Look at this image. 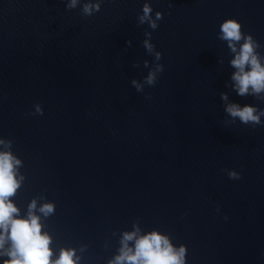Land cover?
Returning a JSON list of instances; mask_svg holds the SVG:
<instances>
[{"label":"water","instance_id":"1","mask_svg":"<svg viewBox=\"0 0 264 264\" xmlns=\"http://www.w3.org/2000/svg\"><path fill=\"white\" fill-rule=\"evenodd\" d=\"M84 2L0 0V138L23 175L10 199L21 214L53 201L50 246L79 264H108L134 226L185 245V264H264V114L225 110L260 112L264 91L237 94L219 35L237 18L264 59V0Z\"/></svg>","mask_w":264,"mask_h":264},{"label":"clouds","instance_id":"2","mask_svg":"<svg viewBox=\"0 0 264 264\" xmlns=\"http://www.w3.org/2000/svg\"><path fill=\"white\" fill-rule=\"evenodd\" d=\"M79 0H69L68 7H75ZM100 8V0H85L82 10L91 14ZM140 20L148 19L149 25L155 28L156 21L162 13L157 11L155 19L150 18L151 6L142 5ZM220 38L227 41L233 57L229 63L235 69L231 74L233 87L238 95L249 91L260 93L264 91V59L255 52L256 42L251 34L241 31L240 21L232 16L225 17L219 25ZM145 47L151 50L152 45L144 41ZM157 52L156 56L159 57ZM247 66V67H246ZM157 71L161 66L157 65ZM155 73L150 71L145 77L148 83L154 81ZM132 83L137 89L140 84L135 79ZM221 98L227 100V94L221 93ZM36 110L43 113L37 105ZM225 110L233 117H239L243 123L260 122L264 110L258 112L254 105L243 106L236 102L227 103ZM10 141L0 138V264H79L80 257L72 246L51 247V233L44 227V219L54 212L53 201L37 203L32 198L26 211L21 214L20 208L10 199L19 188L23 175L19 174L21 160L10 148ZM239 170L228 171L229 178H239ZM128 241H133L130 246ZM186 246H174L167 234L153 229L141 233L139 228L123 232L118 252L108 264H185Z\"/></svg>","mask_w":264,"mask_h":264}]
</instances>
